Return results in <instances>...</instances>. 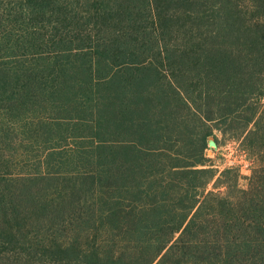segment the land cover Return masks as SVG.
Returning <instances> with one entry per match:
<instances>
[{"label": "trees", "instance_id": "1", "mask_svg": "<svg viewBox=\"0 0 264 264\" xmlns=\"http://www.w3.org/2000/svg\"><path fill=\"white\" fill-rule=\"evenodd\" d=\"M0 264H264V0H0Z\"/></svg>", "mask_w": 264, "mask_h": 264}, {"label": "rangeland", "instance_id": "2", "mask_svg": "<svg viewBox=\"0 0 264 264\" xmlns=\"http://www.w3.org/2000/svg\"><path fill=\"white\" fill-rule=\"evenodd\" d=\"M219 136L218 142L211 139L206 149V163L216 169L217 173L226 167L234 166L239 174L238 185L247 187L252 167L255 165L243 143L239 138H230L229 135L224 136L220 131L216 130ZM74 139L68 138L67 142L73 145ZM69 147V146H68ZM19 155V154H18ZM216 189L214 180L208 182L205 193Z\"/></svg>", "mask_w": 264, "mask_h": 264}]
</instances>
